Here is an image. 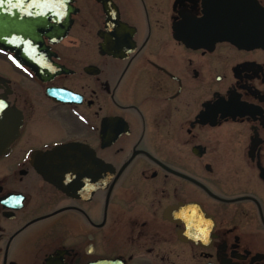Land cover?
Segmentation results:
<instances>
[{
  "label": "flooded vegetation",
  "instance_id": "af4514ba",
  "mask_svg": "<svg viewBox=\"0 0 264 264\" xmlns=\"http://www.w3.org/2000/svg\"><path fill=\"white\" fill-rule=\"evenodd\" d=\"M209 2L67 0L40 73L0 49V264H264V36L185 44Z\"/></svg>",
  "mask_w": 264,
  "mask_h": 264
},
{
  "label": "water",
  "instance_id": "95a60500",
  "mask_svg": "<svg viewBox=\"0 0 264 264\" xmlns=\"http://www.w3.org/2000/svg\"><path fill=\"white\" fill-rule=\"evenodd\" d=\"M15 14L0 12V49L14 53L20 64L28 66L35 74L40 73L44 65V49L42 35L54 37V40L65 36L68 29L65 19L67 0H42L47 3V12L41 13V0H32V13H26L30 7L20 3ZM31 0H27L30 2ZM214 2L211 6L210 3ZM38 10V13L35 12ZM260 7L251 0H210L204 9L203 16L185 24V28L176 33L178 39L193 47H209L216 42L226 41L237 47L257 45L264 36V23ZM53 20L62 25L53 30L49 22ZM2 112V111H1ZM5 125L0 121L1 128ZM5 146L0 142V150ZM73 150V147H64L63 152ZM102 167L99 161H93ZM97 184H93L92 191ZM94 264H108L105 261Z\"/></svg>",
  "mask_w": 264,
  "mask_h": 264
}]
</instances>
